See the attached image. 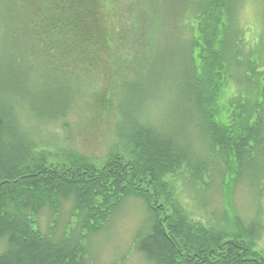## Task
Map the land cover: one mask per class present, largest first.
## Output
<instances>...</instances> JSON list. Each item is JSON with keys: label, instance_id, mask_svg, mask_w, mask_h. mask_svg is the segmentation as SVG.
I'll return each instance as SVG.
<instances>
[{"label": "trees", "instance_id": "16d2710c", "mask_svg": "<svg viewBox=\"0 0 264 264\" xmlns=\"http://www.w3.org/2000/svg\"><path fill=\"white\" fill-rule=\"evenodd\" d=\"M254 1L257 33L249 0H0V264H92L129 200L147 264H264ZM73 113L104 160L47 153Z\"/></svg>", "mask_w": 264, "mask_h": 264}, {"label": "rangeland", "instance_id": "374dc122", "mask_svg": "<svg viewBox=\"0 0 264 264\" xmlns=\"http://www.w3.org/2000/svg\"><path fill=\"white\" fill-rule=\"evenodd\" d=\"M258 2V1H256ZM249 0L245 8V23L251 27L254 33L261 30L260 18L258 15V3ZM232 90V89H231ZM230 91V90H229ZM231 92V91H230ZM123 108V107H122ZM124 108L118 113L119 119L116 122V131L119 133L124 125ZM71 121L67 126L64 123L53 127L49 141L53 146L47 152L53 159L59 157L61 151L74 148L97 160H104L109 152L112 139L99 127L95 132L90 129H83L80 118L76 114L69 117ZM79 123V124H78ZM48 134V135H50ZM56 141V142H55ZM146 217L145 206L141 201H127L114 218L110 226L103 232L91 238L88 242L89 254L92 264H147L145 259L134 250V235L140 228Z\"/></svg>", "mask_w": 264, "mask_h": 264}]
</instances>
